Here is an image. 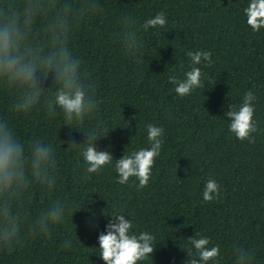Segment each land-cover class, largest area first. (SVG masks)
<instances>
[{
  "label": "trees",
  "instance_id": "obj_1",
  "mask_svg": "<svg viewBox=\"0 0 264 264\" xmlns=\"http://www.w3.org/2000/svg\"><path fill=\"white\" fill-rule=\"evenodd\" d=\"M104 13L83 20L74 29L70 48L82 58L101 100L96 120L103 122L106 138L95 143L118 159L125 146L148 147L144 126L165 129L161 155L156 158L146 188L137 190L115 182L104 169L90 180L78 149L63 141L83 140L80 127L63 126L62 116L50 118L41 107L28 114L7 111L9 94L0 89V116H7L23 140L52 142L58 159V180L48 192L33 185L26 205L29 218L51 201L66 198L65 224L51 239L35 237L24 246L0 250V264H103L96 256L97 233L107 219L101 215L123 209L137 231L149 230L158 244L153 264H185V239L195 232L221 245L220 264H233L231 250L243 245L256 250L254 264H264V131L253 134L254 144L238 141L228 132L223 116L228 105L252 89L258 97L256 116L264 129V29L252 33L242 8L248 0H100ZM158 11L167 13L165 28L142 32L144 48L136 57L125 53L118 37L117 17L130 14L141 23ZM212 52L213 64L204 67L205 88L180 98L167 82L190 65L185 53ZM59 111V109H57ZM94 120L92 123H95ZM90 126V125H86ZM208 179L221 185V196L203 202ZM82 205V206H81ZM94 214V217H93ZM75 232L78 239H75ZM73 236V250L61 247ZM89 256V260L87 259ZM143 264H151L145 261Z\"/></svg>",
  "mask_w": 264,
  "mask_h": 264
},
{
  "label": "clouds",
  "instance_id": "obj_2",
  "mask_svg": "<svg viewBox=\"0 0 264 264\" xmlns=\"http://www.w3.org/2000/svg\"><path fill=\"white\" fill-rule=\"evenodd\" d=\"M100 0H0V89L10 96L7 111L28 114L41 107L50 118L60 115L63 126L80 127L83 140L63 141L70 149H78L85 165L83 179L90 180L104 169L115 173V182L127 185L131 178L137 190L146 188L152 177L156 158L161 155L165 129L148 122L144 126L148 147L125 146L123 154L114 158L110 150H98L95 143L106 138L103 122L96 120L101 100L97 85L89 78L82 58L70 48L72 33L85 19L104 13ZM246 25L252 33L264 29V0H248L242 8ZM118 37L125 53L136 57L144 48L141 33L163 29L167 13L158 11L142 23L130 14L117 17ZM190 65L182 75L171 72L167 82L180 98L196 89L205 88L206 75L201 67H211L212 52L198 49L187 51ZM258 97L249 89L240 95L238 103L228 105L223 116L228 132L238 141L254 144L261 129L255 119ZM59 109V111H57ZM95 123H92L93 121ZM90 125V126H86ZM58 159L52 142L40 138L23 140L7 116H0V250L24 246L31 238L51 239L53 231L65 224L71 211L66 198L51 201L39 214L29 218L26 205L33 185L39 184L52 192L58 180ZM203 202L221 196V185L208 179L201 192ZM82 206V205H81ZM101 215L107 219L104 230L97 233L96 256L103 264H143L151 261L158 244L149 230L137 231L133 219L123 209ZM94 217V214H93ZM75 239H78L75 232ZM73 236L62 241L61 247L73 250ZM185 239L188 259L185 264H220L221 245L193 231ZM79 240V239H78ZM80 241V240H79ZM233 264H254L256 250L243 245L231 250ZM89 260V256L87 258ZM90 261V260H89ZM92 264V262H91Z\"/></svg>",
  "mask_w": 264,
  "mask_h": 264
}]
</instances>
